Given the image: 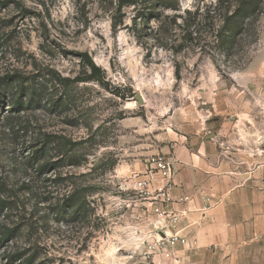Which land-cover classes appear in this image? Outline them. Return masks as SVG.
Here are the masks:
<instances>
[{"label": "rangeland", "instance_id": "374dc122", "mask_svg": "<svg viewBox=\"0 0 264 264\" xmlns=\"http://www.w3.org/2000/svg\"><path fill=\"white\" fill-rule=\"evenodd\" d=\"M241 1L0 0V264H152L142 163L176 133L263 158L264 0L218 35Z\"/></svg>", "mask_w": 264, "mask_h": 264}, {"label": "crops", "instance_id": "0c3cea01", "mask_svg": "<svg viewBox=\"0 0 264 264\" xmlns=\"http://www.w3.org/2000/svg\"><path fill=\"white\" fill-rule=\"evenodd\" d=\"M156 153L172 162L167 210L178 217L158 232H179L188 245L152 264H264V154L223 155L215 139L178 133Z\"/></svg>", "mask_w": 264, "mask_h": 264}, {"label": "built area", "instance_id": "2783aa9c", "mask_svg": "<svg viewBox=\"0 0 264 264\" xmlns=\"http://www.w3.org/2000/svg\"><path fill=\"white\" fill-rule=\"evenodd\" d=\"M157 176V178H155ZM173 187V165L169 158L156 155L149 158L145 172L142 175H133L129 180V189L140 197L145 208L136 215V221L153 224L151 241L147 245L148 257L172 258L181 248L188 245L186 237L177 233H160L164 223L176 225L178 217L167 210L171 201L169 190ZM148 205L149 207L148 209ZM148 219V220H147Z\"/></svg>", "mask_w": 264, "mask_h": 264}, {"label": "trees", "instance_id": "16d2710c", "mask_svg": "<svg viewBox=\"0 0 264 264\" xmlns=\"http://www.w3.org/2000/svg\"><path fill=\"white\" fill-rule=\"evenodd\" d=\"M124 4L132 5L134 7H139L137 10V19H156V2L159 6L165 10L170 11H180V5L178 0H122ZM262 0H242L237 11L232 16H225L224 28L218 31L219 38L225 42L228 41L231 34H233V39L235 40L238 32L240 31V25L249 15H256L261 9ZM187 14L191 16L192 14L188 11ZM177 18H182V16H176ZM241 18V21L234 22L235 19ZM183 19V18H182ZM137 22V20H135ZM113 27H116V22H113ZM232 27L234 29L232 30ZM233 32V33H232ZM192 33L189 34L191 36ZM81 60L90 70V75L87 76L83 82L96 80L98 82L103 81V74L100 67H98L88 53L79 54Z\"/></svg>", "mask_w": 264, "mask_h": 264}]
</instances>
